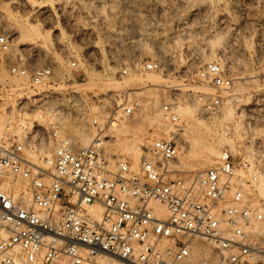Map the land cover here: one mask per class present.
I'll return each instance as SVG.
<instances>
[{"label":"built area","instance_id":"2783aa9c","mask_svg":"<svg viewBox=\"0 0 264 264\" xmlns=\"http://www.w3.org/2000/svg\"><path fill=\"white\" fill-rule=\"evenodd\" d=\"M10 47L1 35L0 51ZM140 65L167 73L156 61ZM77 67L68 61L59 77L50 66L30 67L21 59L9 66L10 75L26 80L32 93L18 109L46 116L49 124L34 122L29 132L0 139V264H87L97 256L118 264H264L260 168L247 151L229 143L241 115L227 100L234 78L211 61L184 79V95L172 88L157 108L165 131L147 130L150 145L133 164L110 151L114 138L107 135L143 110L129 92L117 97L101 122H88L94 135L89 146L74 144L67 132L79 102L70 90L61 96L47 88L63 80L72 86L77 77L69 74ZM185 105L215 129L227 109L233 120L220 130L214 164L180 178L175 167L185 121L178 109ZM156 204L165 207L166 217L156 213ZM94 206L102 209L98 219L89 212Z\"/></svg>","mask_w":264,"mask_h":264},{"label":"rangeland","instance_id":"374dc122","mask_svg":"<svg viewBox=\"0 0 264 264\" xmlns=\"http://www.w3.org/2000/svg\"><path fill=\"white\" fill-rule=\"evenodd\" d=\"M25 22L38 25L44 33L50 31L52 45L45 46L46 35L34 38L24 35L18 43L19 26ZM1 35L8 37L11 47L8 53L0 51V121L2 118L6 128L11 126V130H16L20 119L33 115L18 109V103L31 99L32 93L26 80L10 75L11 63L21 59L30 67L50 66L60 77L66 73L68 61L74 60L78 67L69 76H76L77 82L68 86L63 80L57 84L58 87L55 84L47 89L61 96L72 91L79 102L77 110L71 113L73 120L69 126H72L73 133L67 127L78 146L81 145L75 133L82 132L93 139V130L88 127V122L92 119L101 122L113 109L117 97L127 92L143 106L141 113L127 122L131 127H138L137 135L150 145L147 120L166 100L170 90L178 88L184 95L187 84L184 79L190 78L207 62L220 63L234 78V93L227 100H236L237 113L241 114L236 117L239 127L234 138L235 149L240 153L250 151L264 178V0H30V3L0 0ZM22 41L25 46L20 47ZM211 54L215 57L208 60ZM149 61H156L165 68L167 73L156 74L166 78V83L160 86H128L122 83L134 76L143 78L147 71L140 64ZM123 70L127 71L126 75ZM91 71L100 72L101 81L91 82ZM103 82L106 83L102 85ZM15 83L23 88L21 92L15 90ZM78 83L83 85L77 86ZM193 91L210 92L199 88H193ZM227 110L216 129L203 122L208 127L207 131L197 126L195 115L191 120L185 115L181 118L185 121V128L194 126L203 141L216 143L214 147L218 151L216 145L220 130L233 120L232 110ZM45 117L44 122L37 123V126L47 128L49 121ZM32 126H36L34 121ZM23 129L24 132L31 130ZM107 135L114 138L110 151L128 157L135 164L132 157L122 151L120 141L123 138L115 137L112 130ZM239 135L243 138L240 139ZM34 143L32 139L31 145ZM183 147V167L177 160L176 177L186 178L214 164L216 157L210 166L191 171L195 162L188 155L186 141ZM145 149L141 148L142 151ZM24 156L37 162L34 156ZM258 198L264 200L259 190Z\"/></svg>","mask_w":264,"mask_h":264},{"label":"bare ground","instance_id":"6f19581e","mask_svg":"<svg viewBox=\"0 0 264 264\" xmlns=\"http://www.w3.org/2000/svg\"><path fill=\"white\" fill-rule=\"evenodd\" d=\"M27 3H30V0H24ZM220 9V8H219ZM222 10V9H221ZM33 12V11H32ZM224 11H221V13ZM37 13V12H36ZM40 13V12H39ZM38 13V14H39ZM44 13V12H43ZM47 13V11L45 12ZM38 16V15H37ZM226 22V21H225ZM243 25V24H242ZM241 27V26H240ZM236 28V27H235ZM234 28V29H235ZM238 28V27H237ZM19 36L17 37L18 39V43L19 41L23 40L24 37H31L34 38L35 36H45L46 35V40H45V46L48 45H52V39L50 38V31L47 33H44L42 31H40V29L38 28V25H31L28 22H25L23 24H21L19 26ZM233 29V30H234ZM241 29V28H239ZM237 29V31L239 30ZM246 30V29H245ZM25 35V36H24ZM16 39V40H17ZM21 39V40H20ZM28 43V42H27ZM235 43V42H234ZM233 43V44H234ZM27 45V44H26ZM25 46V43L22 41V43H20V47ZM49 47V46H47ZM241 47V46H240ZM24 49V48H23ZM47 49V48H46ZM15 51V50H14ZM85 51V50H84ZM165 52V51H164ZM159 54H163V52H158ZM52 56V55H51ZM215 57L213 54H211V57L208 60H212ZM220 64V63H219ZM62 74V73H61ZM100 72H93L91 71L89 73V77H90V81L92 82L93 80H99L101 81L102 77L100 75ZM144 74V73H143ZM160 74V73H159ZM139 75V74H138ZM132 76V75H131ZM70 77V76H69ZM167 79L163 78L159 75L156 74V72H147L145 73L144 77H132L129 81H125L122 82L125 85L128 86H132V85H139V86H146L147 84L150 85H162L163 83H166ZM62 82V81H61ZM110 82V81H109ZM63 83V82H62ZM106 82H103L102 85H104ZM171 83V82H170ZM16 84V88L15 90L18 92H21L23 90L22 87H20V85L18 83ZM74 85V84H73ZM83 84H77V86H82ZM27 86V85H26ZM57 86V84H56ZM181 86V85H180ZM184 86V85H183ZM24 87V86H23ZM53 87V86H52ZM58 87V86H57ZM56 87V88H57ZM179 87V85L177 86ZM50 88V87H49ZM81 88V87H80ZM87 89L89 88V85H86ZM65 89V87H64ZM72 89V88H71ZM70 89V90H71ZM124 89V88H123ZM129 89V88H128ZM66 90V89H65ZM74 90H76V88H74ZM73 90V91H74ZM130 90V89H129ZM84 93L86 92L85 90H83ZM89 91V90H87ZM15 92V91H14ZM59 92V91H58ZM72 92V91H71ZM24 93V92H23ZM22 93V94H23ZM89 93V92H88ZM28 94V93H27ZM31 95V94H30ZM241 95V93H240ZM19 96V93H18ZM21 96V95H20ZM19 96V97H20ZM234 96V95H233ZM23 98V97H22ZM28 98V97H27ZM230 99V98H229ZM235 99H239L238 97ZM234 101V100H233ZM236 102V100L234 101ZM256 103V102H255ZM251 103H247L246 105H250ZM258 105V104H257ZM155 106V105H154ZM259 106V105H258ZM148 112V111H147ZM153 112V111H152ZM195 108L190 107V106H180L178 109V115L180 117V119L182 120L183 118H181V116L185 115L184 117H188L189 120H191L194 115H195ZM227 112H229V109L227 110ZM34 114V113H33ZM27 117L24 119H20L18 124H17V128L16 130H11V126H4V124L2 123V118L0 121V136L2 135V133L7 129V131L5 132V134H14L16 136H19L21 134V132L23 131V128H27L30 129L32 128V123L33 121L37 123H42L44 122V118L42 116L37 115H26ZM146 116V115H145ZM231 116H229L230 118ZM46 118V117H45ZM194 119V118H193ZM46 120V119H45ZM196 120V119H195ZM194 120V121H195ZM197 121V126L199 128H202L204 130H208V127H206L205 123H203L202 121ZM225 122V121H224ZM5 123V122H4ZM39 123V124H40ZM222 123V122H221ZM226 123V122H225ZM8 125V124H7ZM147 125L148 127H150L154 132L155 131H165V126L162 123L161 119H160V114L158 112V109H155L153 112V115L147 120ZM195 125V124H194ZM224 126V125H223ZM222 127V126H221ZM226 127V126H225ZM22 129V130H20ZM137 129V130H136ZM140 129V128H139ZM221 129V128H220ZM69 130L71 131V133H73V129L72 126H69ZM112 133H114L115 137L118 136L122 139V141H120V143L122 144V151L125 152V154H128L129 156L132 157L133 161L135 164L138 163L139 157H140V153H141V148L145 147L147 148L149 146V143L146 142L145 140H143L140 136L137 135V132H139L138 127H131L129 125V123L126 121H122L120 122L118 125H116L115 127L111 128ZM21 131V132H19ZM242 132V131H241ZM211 133V132H210ZM4 134V135H5ZM244 134V133H243ZM242 134V135H243ZM246 134V133H245ZM245 134L243 136H245ZM75 137L78 136V142L80 143V145L82 147H87L91 144V142L94 140V138L92 139L91 137H89L87 134L82 133V132H76L75 133ZM184 141L187 142L188 144V155L193 159V161L195 162V166L191 169V171H198L200 169H204L208 166H210V164L213 162V159L215 157H217V153L218 151L215 150V144L213 145L211 142H207V141H203L199 135V131L194 127L189 125L188 128H185V134H184ZM218 135V134H217ZM242 135H239V138H243ZM3 136V135H2ZM72 137V134H71ZM186 137V140H185ZM209 137V136H208ZM215 137V136H214ZM116 138V139H117ZM220 138V137H219ZM120 140V139H118ZM117 140V141H118ZM229 143L231 144L232 147H234V142L233 141H229ZM116 144V143H115ZM120 145V144H119ZM218 146V145H216ZM118 148V147H117ZM184 148V147H183ZM183 148L180 150L179 154H178V164L183 167V161L181 159V154L183 152ZM143 152V151H142ZM248 154L254 158L252 156V153L249 151ZM185 164V163H184ZM187 165V164H186ZM178 167V166H177ZM179 168V167H178ZM198 173V172H196ZM259 190V194L264 197V178H262V176H260V184L258 187ZM154 209L156 211V213L158 215H161L163 217L167 216V212L164 206H161L159 204L154 205ZM89 212L91 213V215L93 216V218L98 219L100 217V214L102 212V209L100 206H94L91 207L89 209ZM87 264H118L117 260L113 257H104V256H97L95 257L90 263Z\"/></svg>","mask_w":264,"mask_h":264}]
</instances>
